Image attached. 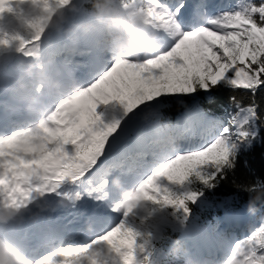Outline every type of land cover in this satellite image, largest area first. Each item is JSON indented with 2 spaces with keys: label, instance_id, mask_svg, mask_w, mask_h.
<instances>
[{
  "label": "snow or ice",
  "instance_id": "snow-or-ice-1",
  "mask_svg": "<svg viewBox=\"0 0 264 264\" xmlns=\"http://www.w3.org/2000/svg\"><path fill=\"white\" fill-rule=\"evenodd\" d=\"M33 2L50 15L53 2L65 6L71 0ZM10 3L0 0V13L10 10ZM122 4L144 13L159 31L162 47L157 54L114 57L87 44L82 52L73 49L84 57L80 62L41 58L66 77H73L80 67L85 71L76 76V87L51 104L42 118L0 121V209L24 208L49 194L73 205L91 198L95 205L90 213L82 211L91 221L87 231L94 238L80 242L81 230L71 226L75 221L57 226L46 233L44 249L28 257L29 264H148L147 259H138L144 244L139 242L141 233L131 226L134 211L153 203L190 216L191 205L227 178L242 149L259 136L255 102L244 107L231 97L238 111L221 129L201 107V94L211 102L214 93L224 89L247 90L253 97L264 89V0L214 12L207 11L204 0ZM48 18L32 22L36 35L22 42L25 55L40 56L35 46L43 39ZM185 99L191 100L185 123L203 126L211 142L198 146L177 125L154 142L156 159L143 166L152 170L138 186L125 191L119 179L110 182V173L119 166L106 160L141 113ZM257 187L264 188V181L245 190L251 193ZM112 213L120 214L118 223ZM0 264L24 261L4 248ZM225 264H264V226L237 242Z\"/></svg>",
  "mask_w": 264,
  "mask_h": 264
},
{
  "label": "trees",
  "instance_id": "trees-1",
  "mask_svg": "<svg viewBox=\"0 0 264 264\" xmlns=\"http://www.w3.org/2000/svg\"><path fill=\"white\" fill-rule=\"evenodd\" d=\"M11 1L21 5L12 13L10 18L13 26L12 31L5 30L8 36L3 37V39H8L10 43H13L11 45L14 52L10 55L7 53L2 54L0 59L6 62L5 65L11 72L18 75L20 68L16 59L25 54L21 50L22 42L32 40L36 35L32 22L38 10L33 0ZM246 2L248 0H240V4ZM256 2L259 3V0H256ZM87 6L86 1L83 2L77 8L76 13L90 17ZM72 14L74 13L70 12L69 16L71 17ZM42 40H48V45L51 43L55 45L57 42L64 41V37L62 33L49 31L43 35ZM44 51H48V46ZM233 96L236 97L241 106L246 107L253 102L258 105L260 114V118L256 121V127L259 129L258 138L251 147L242 149L236 168L228 173L227 178L216 189L206 190L204 196L191 205L192 214L190 216L186 217L184 212H177L176 209L168 207L165 214L174 212L176 215L171 218V224L163 228L160 234L153 233L154 221L143 225L131 224L141 233L139 242L144 244V250L138 254L140 261L147 259L148 264H187L190 254L186 248L188 242L186 236L190 237L197 231L216 234L223 225L224 212H229L226 209L244 211L249 216V222L256 223L259 228L264 226V188L257 187V190L251 193L245 190L251 185L257 184V181H264V89L258 90L255 97L247 90L224 89L215 92L214 99L211 102L204 98V94H201V107L204 112L220 123L222 129L230 115H234L238 111L236 105L232 102L231 97ZM189 107H191L190 99H185L184 103L173 100L158 111L145 110L142 112L136 121V125L129 131L121 145L108 156L106 163L115 164L112 157H120L119 161H121L125 154L133 149L132 138L139 131H144L147 134V139L153 142L169 135L170 130L177 127V125H179L177 130L184 133L190 130L195 132L198 128L203 127L201 125L191 126L185 123ZM115 169L116 174L114 172L113 174L122 176L119 173L121 169ZM258 193L261 195V199L256 202V211L251 212L248 207L249 202ZM48 196L47 201L56 203L60 199L54 194ZM151 204L155 207L161 206ZM218 219H221L222 222L217 221ZM177 240L182 243L184 249L179 253L175 251V241Z\"/></svg>",
  "mask_w": 264,
  "mask_h": 264
},
{
  "label": "clouds",
  "instance_id": "clouds-1",
  "mask_svg": "<svg viewBox=\"0 0 264 264\" xmlns=\"http://www.w3.org/2000/svg\"><path fill=\"white\" fill-rule=\"evenodd\" d=\"M86 3L90 17L78 21H73L68 13L73 0L65 6H58L53 2L54 11L50 15L43 12L42 5L35 4L38 13L34 21L41 16H48L43 23V35L49 31L62 33L66 44L73 49L81 48L85 43L93 44L105 50L108 55L129 59L148 57L161 49L160 33L144 13L124 8L122 0H86ZM39 43L35 46L36 49ZM29 57L34 58L27 59L21 65L19 74L14 79L0 80V111H7L12 116L22 114L29 119H38L45 115L49 106L58 98L76 87L77 75L66 77L59 70H53L39 55ZM46 199V196H40L20 209H0V223L9 222L24 212H32L33 207L40 211L46 210ZM260 199L261 195L258 193L250 200L249 211H256V202ZM62 200L68 201L66 198ZM4 248H9L24 264H29L28 256L0 240V251ZM182 250V243L175 241V251L179 253ZM192 264L199 262L193 261Z\"/></svg>",
  "mask_w": 264,
  "mask_h": 264
},
{
  "label": "rangeland",
  "instance_id": "rangeland-1",
  "mask_svg": "<svg viewBox=\"0 0 264 264\" xmlns=\"http://www.w3.org/2000/svg\"><path fill=\"white\" fill-rule=\"evenodd\" d=\"M77 1L78 0H73V4L69 5L70 12H72L74 10V8L76 7ZM204 2L209 6L207 11H210V12H214L217 10H229L230 8H234V7H237L240 5L239 0H204ZM20 5L21 4L13 3L11 1L10 6H9L10 10L5 9L2 13H0V26H3L4 24L11 21L10 18H11L12 13L14 11H16L20 7ZM78 20H80V19H77V21ZM11 44H13V43L9 42V43L3 45L4 49L7 52H9ZM39 44L41 46H38L37 51L41 47H43L42 44L43 45L45 44V40ZM82 45H84V44H82ZM59 46L61 47V45H59ZM57 47L58 46H55L54 48L56 49ZM65 55H66L65 51L61 54L60 57L56 53H54L53 58L57 63H60L63 61H68L67 58L64 59ZM39 58H45V54L40 52ZM83 59H84L83 56H81L80 54H76L70 60V63L79 62V61H82ZM78 69H82V70L76 71L75 74L77 76L81 75L85 71V69L83 67H80ZM11 77L15 78V76H11ZM3 81H6V80L4 79ZM0 115H2V120H4L6 123L11 122L12 120H10V118L14 117V116L10 115L7 111H0ZM25 119H28V118L24 115L14 118L15 121H23ZM233 130H235V129H233ZM139 136L143 137V134L140 133ZM145 138L146 137H143V138H139L138 136L135 137V140L138 141V145H137L138 149H139L138 151L141 150L140 151L141 156H137V160L134 159L133 169H132L133 171H130L129 169H127V171L123 172L126 176L129 173H133L134 175H138L135 177L139 178V180H142L143 178H146V176L148 174H150L152 169L148 168L147 171H145L143 166L147 165V164H153V161L156 159V157L151 152V150L147 147L148 146L147 143L140 146V143ZM136 165H139V166H136ZM154 166H156V165H153V167ZM112 172H113V170H112ZM109 177H111V175ZM139 180H138V182H139ZM138 182L136 184H134L133 181H131L127 184H122V185H124V187H126L125 191H131L134 187L138 186ZM85 199H87V203L80 202L81 204H79L78 202H76L75 205H73L72 203L66 204V203H61V202L45 203L46 204V211H45V216L42 218L39 217L38 209L33 207L32 212H24L22 215L18 216L17 218H14L9 222L0 223V225H3V227L8 231H9L8 228H10V224H9L10 222H15L17 224L30 225V226H32V227H30V229L33 228V230L35 232L38 231L37 232L38 234H42V233L46 232V230L53 229L51 227L55 228L57 226H63V225L69 224L70 221H75V223L71 225L72 227L76 228V227H79L80 225L82 226V227H80L81 235H82V237L79 238L80 242H87L88 239L94 238V236H90L88 231H87V228L90 226L91 221L87 215L82 214V211L85 210V208H87V207L92 210V208L95 205H94L91 198H85ZM168 207H170V206H162L161 205L159 207H155L151 203H147L144 207H139L138 209H136L134 211V213L130 217V222H131V224L136 223L138 225H143L146 223H150L151 221H154L153 233L160 234L162 232L163 228H166L167 226H169L171 224V218H173L176 215V213H174V212H168L167 214H165L167 212ZM179 212L182 213L183 211L181 210ZM112 216L114 217L115 222L118 223L119 218H121L120 214L119 213H112ZM246 217H248V215L245 213L234 214L235 222H237L240 219H244ZM38 218L42 221V224L37 223L34 225V223H36V220ZM85 218L89 219V221H88V223H86V225H84L85 220H86ZM112 226H114V224ZM251 234H249V230L246 233H244V231H242L240 233V236L238 237L236 243L240 242L241 240L246 239V237H249ZM220 238L221 237H219V239ZM0 240H3L5 242L9 243L12 246H14V244H15L13 241V237L8 232H0ZM32 244H28L27 248H23L22 246L21 247L14 246V247H16L20 252L22 250L27 251V249H28V252H33L32 250L34 248H30ZM235 244H234V242H229L225 238L221 239V241H219V240L215 241L213 248H216V245H218L217 248L224 249L223 252L225 254V257L222 260L221 264H225L226 260L230 257L231 251L234 248ZM35 247H39V246H35ZM43 249L44 248L39 249V253ZM197 253H200V249H198V248H197ZM227 256H228V258L225 260V258ZM193 261L194 260L191 261V264ZM216 263H219V262L216 261Z\"/></svg>",
  "mask_w": 264,
  "mask_h": 264
},
{
  "label": "bare ground",
  "instance_id": "bare-ground-1",
  "mask_svg": "<svg viewBox=\"0 0 264 264\" xmlns=\"http://www.w3.org/2000/svg\"><path fill=\"white\" fill-rule=\"evenodd\" d=\"M18 116H22V114L18 115ZM0 121L5 123V121L2 120V115H0ZM37 223L38 224H42V221L38 218L36 220L35 224H37ZM30 227H31L30 225L21 224V225H19L17 227L16 231H11L10 229L8 231L3 226L0 225V232H8L10 235L13 236V238L15 237L16 242H15L14 246H16V247H18V246L21 247L22 246L23 248H27L28 244H32L33 243L32 246L30 247V248H32L33 246H36V242L38 240H40L41 243L44 244L46 234L44 236L38 235V233H37L38 231L35 232L33 230V228L30 229ZM80 227H82V226L80 225L79 227H76V228L80 229ZM81 237L82 236L80 235L79 238H81ZM27 251H28V249H27ZM21 253L26 255L24 253V250H22Z\"/></svg>",
  "mask_w": 264,
  "mask_h": 264
},
{
  "label": "water",
  "instance_id": "water-1",
  "mask_svg": "<svg viewBox=\"0 0 264 264\" xmlns=\"http://www.w3.org/2000/svg\"><path fill=\"white\" fill-rule=\"evenodd\" d=\"M41 216H43V213L41 212Z\"/></svg>",
  "mask_w": 264,
  "mask_h": 264
}]
</instances>
